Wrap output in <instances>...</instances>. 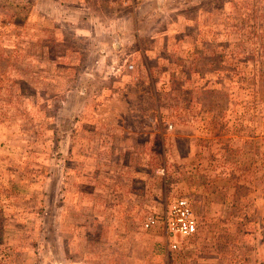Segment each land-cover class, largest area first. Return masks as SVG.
<instances>
[{
  "label": "rangeland",
  "instance_id": "374dc122",
  "mask_svg": "<svg viewBox=\"0 0 264 264\" xmlns=\"http://www.w3.org/2000/svg\"><path fill=\"white\" fill-rule=\"evenodd\" d=\"M0 264H264V0H0Z\"/></svg>",
  "mask_w": 264,
  "mask_h": 264
},
{
  "label": "built area",
  "instance_id": "2783aa9c",
  "mask_svg": "<svg viewBox=\"0 0 264 264\" xmlns=\"http://www.w3.org/2000/svg\"><path fill=\"white\" fill-rule=\"evenodd\" d=\"M140 3L141 0H132ZM163 221L168 230L170 238L178 235L189 236L196 233L198 222L193 211L192 204L186 197H180L171 201L163 216ZM157 223V218L151 216L147 219L145 226L150 227ZM171 246L176 248L178 243L171 239Z\"/></svg>",
  "mask_w": 264,
  "mask_h": 264
},
{
  "label": "trees",
  "instance_id": "16d2710c",
  "mask_svg": "<svg viewBox=\"0 0 264 264\" xmlns=\"http://www.w3.org/2000/svg\"><path fill=\"white\" fill-rule=\"evenodd\" d=\"M142 3H144V1ZM93 76H94V73H92V72H90L89 74H85V77H84V80H83V83L85 84V87L84 86L81 87V90L79 91L80 92V96L86 97L89 94L90 85H89L88 81L90 80V78H93ZM63 134H64L63 132H60L58 134L57 139L60 142H62Z\"/></svg>",
  "mask_w": 264,
  "mask_h": 264
}]
</instances>
